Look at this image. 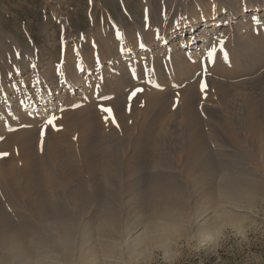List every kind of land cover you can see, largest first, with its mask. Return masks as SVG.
<instances>
[{
    "label": "bare ground",
    "instance_id": "1",
    "mask_svg": "<svg viewBox=\"0 0 264 264\" xmlns=\"http://www.w3.org/2000/svg\"><path fill=\"white\" fill-rule=\"evenodd\" d=\"M259 5L255 1L251 9ZM228 13L231 19L246 15L241 9ZM260 15L253 18V24L259 23L256 19L264 23ZM188 24L193 28L195 22ZM261 28L257 37H241L243 41L228 51L223 49L224 57L215 60L221 78L212 82L215 104L199 102L189 84L199 63L191 59L187 63L180 50L173 54L178 59L174 66L192 71L176 75L182 86L175 113H170L167 95L153 89L141 94L139 108L116 98L119 93L114 91L106 105H92L96 92L92 87L75 96L74 106L69 105L72 101L67 94L58 113L43 115L41 109L36 116L16 112L17 121L8 117L12 130L0 133V153L11 154L16 161L0 158V190L6 194L0 200V260L9 264H109L126 238L134 250L158 244L168 251L181 233L194 228L211 242L218 240L226 225L242 232L240 213H254L253 200L260 196L259 184L264 185V73L260 75L264 72V24ZM174 29L162 40L171 39ZM69 76L63 80L74 90L81 79L76 75L70 81ZM117 78L123 80L124 75ZM36 95L32 92V97ZM30 102L24 101L26 112L39 107H31ZM122 106L126 115L121 113ZM102 107L111 108V115ZM226 115L232 123L224 119ZM53 116L59 119L55 126L49 124L44 170L35 157V141L45 136L47 121ZM202 116L209 119L205 122ZM42 124L45 128L37 133L34 127ZM109 130L124 133L120 146L101 138ZM158 133H162L160 139ZM204 133H215L219 144L233 150L223 149V157L214 159ZM61 143L65 149L78 146L82 173L71 165L58 146ZM17 159L22 160L20 168H16ZM149 168L155 171L150 173ZM53 190L54 202L48 195ZM195 197L201 203L190 215L183 204ZM207 206L212 209V223L203 220ZM123 216L128 218L125 233L120 231L118 240L109 239ZM51 221L50 232L47 224ZM139 223L143 231L133 238L131 231Z\"/></svg>",
    "mask_w": 264,
    "mask_h": 264
},
{
    "label": "rangeland",
    "instance_id": "2",
    "mask_svg": "<svg viewBox=\"0 0 264 264\" xmlns=\"http://www.w3.org/2000/svg\"><path fill=\"white\" fill-rule=\"evenodd\" d=\"M255 1L258 0H0V133L5 135L11 132L13 124H8L7 119L17 121L20 116L16 112L36 116L42 109L43 115L58 113L65 106L67 94L72 101L69 105L74 106L73 102L77 101L75 96L79 92H89L92 87L96 91L92 95V105H106L105 102L112 99L109 96L114 91L119 93L116 98H124L122 101H130L131 106L139 108L141 94L153 89L167 95L172 104L170 113H175L180 102L179 88L182 86L176 80V75L192 71L185 66H174L178 59L173 54L180 50L187 58V63H190V59L199 63L189 83L194 86L199 102L203 99L204 103L215 104L217 95L212 82L221 80L215 60L224 57L225 48L228 51L243 41L241 37H257L263 29L264 23L259 24V19H256L259 23L253 24L252 20L258 14L264 20V0H259L260 7L251 9ZM239 9L246 15H236L232 19L228 16V12L236 14ZM203 21L211 24L205 25ZM189 22H195L193 28ZM172 29L175 31L171 39L162 40V36L171 33ZM213 45L216 53L210 60L207 53ZM68 74L70 81L76 75L81 79L74 90L69 89L70 85L63 80ZM121 74L124 79L115 80ZM103 79L110 82L102 85ZM202 83L207 85L204 91H201ZM137 88L143 91L129 99ZM32 92L39 95L32 97ZM61 95L63 97L60 99ZM29 98L31 107L36 104L39 107L26 112L24 101H29ZM199 102L197 111L200 115L202 110ZM121 109V113H128L125 106ZM223 117L233 122L227 115ZM57 119L59 117L55 121ZM202 119L206 122L209 117L202 116ZM204 126L206 129L209 127ZM46 127L45 136L35 141V157L44 170L47 165L44 146L50 137V125ZM36 128L37 133H41L45 125ZM123 134L109 130L101 138L114 140V144L120 146ZM131 134L134 136L136 133ZM161 134L158 133V139ZM204 134L214 159L223 157V149L233 150L232 147L219 144L215 133ZM125 140L127 143L128 138ZM162 143L163 148L164 138ZM63 144L58 146L75 170L82 173L79 171L81 154L78 146L65 149ZM238 153L236 155H240ZM10 155L4 156L3 162L16 161ZM21 166L22 160L17 159L16 168ZM52 171L56 170L52 168ZM148 171L152 173L155 170L149 168ZM14 173L16 176V170ZM82 177L89 186L88 176L83 174ZM258 187L260 196L253 200L254 213H240L242 232L226 225L218 240L211 242L201 233L197 234L194 228L193 232L183 233L184 237L181 233L168 251L158 244L136 247L134 250L126 238L109 264H264V185L259 184ZM1 191L0 200L3 202L6 194ZM53 192L48 195L54 202ZM193 199L183 204L184 210L190 215H194L201 203V199ZM210 209V206L206 207L203 220L212 223ZM127 219L123 216L116 223L117 232L111 234L109 239L118 240L119 232L125 233ZM48 223L47 230H53V227H48L52 221ZM137 227L131 231L133 238L143 231L141 223ZM0 264L9 262L3 259Z\"/></svg>",
    "mask_w": 264,
    "mask_h": 264
},
{
    "label": "snow or ice",
    "instance_id": "3",
    "mask_svg": "<svg viewBox=\"0 0 264 264\" xmlns=\"http://www.w3.org/2000/svg\"><path fill=\"white\" fill-rule=\"evenodd\" d=\"M143 46H144V45H141V47H143ZM215 53H216V47H215V45H213V46L210 48V50L208 51V53H207V55H208V57H209L210 60H211L212 57L215 55ZM206 86H207L206 84L202 83V84H201V91H204V89L206 88ZM142 91H143V89H139V88L135 89V90L131 93V95L129 96V99H131L133 96H135L136 93H138V92H142ZM101 110H102L103 112L108 113L109 115H111V113H112V109H111V108L102 107ZM55 119H56V117L53 116V117L49 118V120L47 121V123L50 124V125L55 126V125H54V121H55ZM113 122H115V121H114V118H113ZM117 126H118V125H117ZM7 155H8V153H0V158H3L4 156H7Z\"/></svg>",
    "mask_w": 264,
    "mask_h": 264
}]
</instances>
